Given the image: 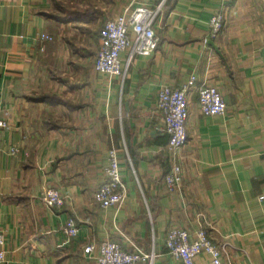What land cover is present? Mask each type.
I'll return each instance as SVG.
<instances>
[{"label": "crops", "instance_id": "0c3cea01", "mask_svg": "<svg viewBox=\"0 0 264 264\" xmlns=\"http://www.w3.org/2000/svg\"><path fill=\"white\" fill-rule=\"evenodd\" d=\"M139 5L162 6L157 50L134 57L124 79L98 75L100 29ZM218 12L224 29L212 38ZM92 27L96 52L85 44ZM193 76L188 142L175 160L158 94ZM203 87L220 91L224 115L201 114ZM0 119L3 264H97L84 249L105 240L181 264L167 252L171 228L206 230L223 264H264V0H0ZM112 149L128 197L102 209L94 194ZM175 163L182 182L169 194ZM47 188L66 198L63 209L43 204ZM70 218L80 228L72 239L62 231Z\"/></svg>", "mask_w": 264, "mask_h": 264}, {"label": "built area", "instance_id": "2783aa9c", "mask_svg": "<svg viewBox=\"0 0 264 264\" xmlns=\"http://www.w3.org/2000/svg\"><path fill=\"white\" fill-rule=\"evenodd\" d=\"M162 6L156 9L144 5L128 8L121 15L105 23L100 31V48L97 53L94 70L100 76L125 78L128 68L136 56H151L158 48L159 38L155 29L156 18ZM225 16L217 13L211 20V36L217 38L224 29ZM42 39L52 41L51 36ZM127 53L124 62L121 55ZM195 77L181 88L165 86L159 91L157 109L163 116L165 132L169 137L168 151L173 159L180 157V152L188 142L187 120L189 117L188 94L195 84ZM198 104L205 117L222 116L226 112V103L216 87H203L199 90ZM8 128V123L0 119V131ZM105 181L98 187L94 199L102 209H121L128 197V188L121 175L120 158L116 150L109 152V165L105 169ZM182 182V168L174 164L163 179L167 193L179 191ZM41 200L49 209H63L66 198L56 189L44 190ZM62 231L67 238L78 236L80 228L74 219H69ZM6 237L0 230V264L6 262ZM128 251L117 242L105 240L98 245L91 244L84 253L94 258L97 264H155V252L146 253L131 244ZM166 248L168 255L181 264H195L200 254H208L213 264H223L222 251L212 242L204 229L194 234L182 229L171 228L167 234Z\"/></svg>", "mask_w": 264, "mask_h": 264}, {"label": "rangeland", "instance_id": "374dc122", "mask_svg": "<svg viewBox=\"0 0 264 264\" xmlns=\"http://www.w3.org/2000/svg\"><path fill=\"white\" fill-rule=\"evenodd\" d=\"M75 29H78V30H81L80 28H75ZM99 28H95V27H92V28H89V31L86 32V45L88 47H90V51L94 50L96 52V48L98 46V41L96 40L97 38V32H98ZM102 30V28L100 29V31ZM79 33V32H78ZM100 34V32H99ZM74 39V37H73ZM75 42H79L78 41V36H76V38L74 39ZM82 41V40H81ZM99 51V50H97ZM44 204V203H43Z\"/></svg>", "mask_w": 264, "mask_h": 264}]
</instances>
